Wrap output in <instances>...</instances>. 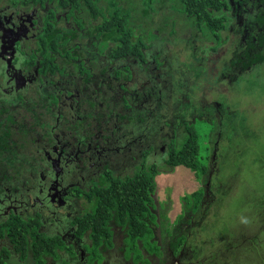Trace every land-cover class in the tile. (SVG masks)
I'll use <instances>...</instances> for the list:
<instances>
[{
	"label": "flooded vegetation",
	"instance_id": "1",
	"mask_svg": "<svg viewBox=\"0 0 264 264\" xmlns=\"http://www.w3.org/2000/svg\"><path fill=\"white\" fill-rule=\"evenodd\" d=\"M49 11L54 12L66 47L53 50L51 61L44 63L36 42ZM65 13L52 2L41 6L39 0H0V264H143L135 263L132 254L125 257L124 233L115 227L111 247L99 245L91 252L92 242L85 231L79 234L78 221L90 211V190L105 186L109 180L105 177H132L156 160L161 165L166 148L182 137V130L174 131L175 137L164 144L159 143L158 134L146 142L137 130L141 125L154 126L152 108L130 102L125 95L129 96L130 87V95L145 96L141 88L151 93L153 78L147 73L138 77L132 68L149 72L148 57L155 44L143 50L145 61L139 65L132 58H113L109 46L91 45L95 21H77L75 13L73 17ZM125 72L130 78H122ZM78 82L86 88L84 95L76 92ZM114 82L117 86L109 88ZM144 82L146 86L141 85ZM90 86L97 87L95 93L89 94ZM115 100L120 104L115 110L117 120L112 116L107 123L106 105L114 106ZM158 100L164 103L160 95ZM116 121L124 127L113 139L109 131H116ZM160 204L164 206L157 203L152 209L156 220L150 224L159 253L142 250L140 259L149 261L145 264H182L181 256L172 254L170 236L164 242L157 236L159 218L165 220ZM35 217L37 231L52 244L47 248L55 251L52 254L40 247L36 255L29 247L24 253L16 249L18 239H23L18 237L23 221ZM10 228L18 239L9 236ZM27 241L31 244L30 238Z\"/></svg>",
	"mask_w": 264,
	"mask_h": 264
},
{
	"label": "rangeland",
	"instance_id": "2",
	"mask_svg": "<svg viewBox=\"0 0 264 264\" xmlns=\"http://www.w3.org/2000/svg\"><path fill=\"white\" fill-rule=\"evenodd\" d=\"M227 1L229 21L221 32L216 51L210 50L215 45L213 39L206 38L195 26L185 28L178 23L174 35H167L166 29L164 43H155L150 49L149 72L132 68L138 77L143 78L147 73L153 78L155 85L148 81L152 84L151 93L147 88H141L145 96L130 95V87L129 96L127 92L125 95L130 102L152 108L154 126L141 125L137 130L139 135H144L146 142L158 134L159 143L164 144L175 137L174 131L183 132L185 123L206 120V124H199L203 133L201 148L207 150L208 156L206 174L196 179L188 168L179 166L155 178L156 190L152 197L156 205L164 203L167 209V225L159 218L161 224L157 236L160 240L165 241L171 236L166 228L173 226L181 211L180 197L201 188L206 204L201 212L193 215L190 225H180V228H187V238L179 256L184 260L190 258L187 261L195 264L198 258L217 247L212 245L215 243L221 247L220 252H215L216 257L221 258L218 264H251L254 260L257 264H264V61L246 69H240L237 64L224 67L230 58L244 50L251 28L261 30L253 22L259 4L254 0ZM99 5L105 3L101 1ZM163 13L171 14L172 11L166 8L152 15L151 32H156L159 14ZM156 64L159 66L153 69ZM116 66L121 67L120 64ZM113 85L117 86V82L108 84V87ZM90 87L89 94L95 93L97 87ZM85 91L83 84L78 82L76 92L84 95ZM158 95L164 103L158 100ZM116 109H120L118 100L114 106L106 105L107 123L112 116L117 120ZM210 124L212 130L204 136ZM114 125L116 131H109L113 139L124 127L117 121ZM116 170H121L119 162ZM194 244L198 247L194 248ZM191 245L197 252L192 256L186 253V249L192 251ZM109 264H116V261Z\"/></svg>",
	"mask_w": 264,
	"mask_h": 264
},
{
	"label": "trees",
	"instance_id": "3",
	"mask_svg": "<svg viewBox=\"0 0 264 264\" xmlns=\"http://www.w3.org/2000/svg\"><path fill=\"white\" fill-rule=\"evenodd\" d=\"M36 1V0H34ZM41 6L44 2L54 3L60 10L66 11V16H74L84 21L91 19L96 23L95 38L91 40V45L102 44L111 48L113 58H132L138 65L144 63V49H148L155 42L164 43L165 34L174 35L177 24L183 27H196L206 38L213 39L214 46L210 47L213 52L217 49L221 40V32L228 25L227 10L229 4L227 0H39ZM105 3L100 6V2ZM259 4L254 16V23L261 29L256 31L255 27L246 39L244 50L230 58L229 66L239 65L240 69H246L254 64L264 61V0H254ZM121 3V4H120ZM169 8L171 14H159V21L156 23V32H151L152 15ZM54 12L49 11L42 19V35L36 42V48L43 57L44 63H49L50 54L66 47V42L59 35L58 27L54 21ZM167 27V28H166ZM255 37V40L252 38ZM154 41V42H153ZM82 62V61H81ZM81 65V63L79 64ZM80 67V66H79ZM78 68V67H77ZM75 68V69H77ZM82 66L79 68L81 71ZM120 75L119 72H115ZM90 76V75H89ZM122 78H130L129 72L121 73ZM119 76V77H121ZM212 79V78H211ZM214 82V80H213ZM211 82V83H213ZM206 120L200 119L189 122L185 126L182 137L177 142H172L166 148L165 154L161 158V165L158 160L143 165L132 177L120 179L118 177L104 178L108 180L105 186H95L90 190V211H87L83 218L78 221L79 234L86 232L92 242L90 251L94 252L99 245L111 247L110 239L113 228L121 229L124 233L123 242L125 245L124 254L128 257L132 254L133 261L141 260L143 264L149 263L145 259H140L142 250L148 254L159 253V246L153 238V230L150 224H155L156 214L152 209H156L152 195L156 190L155 178L161 173L172 172L175 168L182 166L188 168L196 179H200L207 172V150L201 148V137L203 133L199 124ZM207 135L212 130L211 124ZM204 151L206 154L204 155ZM103 183V182H102ZM204 192L198 188L190 193H184L180 197L181 211L175 217L173 226L166 228L172 238L171 251L173 255L182 253L186 242L187 228H180L181 224L186 226L191 224L193 215L201 212L206 201L203 200ZM162 217L165 216L166 209L159 205ZM164 209V210H163ZM76 222V221H75ZM35 223V225H33ZM77 223V222H76ZM39 225L38 217L23 221V233L18 235L23 239L19 240L10 228L9 236L18 239L16 249L25 252V248L38 253L37 247L43 253L52 254L54 250H48L51 242L47 237L37 231ZM11 233V234H10ZM20 231H18V234ZM31 239V244L27 239ZM174 238V240H173ZM57 239V237H55ZM52 245V244H51ZM217 246L211 253L204 254L203 258H198L195 264H218L220 263L215 252H220ZM197 244H194V248ZM186 249V253L192 256L195 249ZM219 249V250H218ZM223 249V248H222ZM256 252V250H255ZM258 252H262L259 251ZM222 254V253H221ZM190 259V258H189ZM182 257L181 261L189 263ZM227 260V259H226ZM192 264V262H190ZM243 264V263H241ZM251 264H257L254 260Z\"/></svg>",
	"mask_w": 264,
	"mask_h": 264
}]
</instances>
